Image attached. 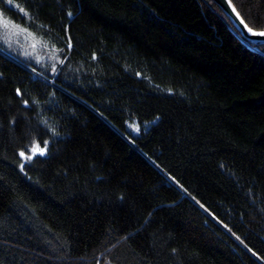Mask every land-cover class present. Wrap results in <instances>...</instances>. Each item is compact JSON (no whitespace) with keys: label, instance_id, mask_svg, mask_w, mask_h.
Segmentation results:
<instances>
[{"label":"trees","instance_id":"obj_1","mask_svg":"<svg viewBox=\"0 0 264 264\" xmlns=\"http://www.w3.org/2000/svg\"><path fill=\"white\" fill-rule=\"evenodd\" d=\"M0 12L52 50L0 37V264H264V43L214 0Z\"/></svg>","mask_w":264,"mask_h":264},{"label":"rangeland","instance_id":"obj_2","mask_svg":"<svg viewBox=\"0 0 264 264\" xmlns=\"http://www.w3.org/2000/svg\"><path fill=\"white\" fill-rule=\"evenodd\" d=\"M0 16L3 18H6L9 20L13 25H15L10 19H8L6 16H4L0 12ZM17 26V25H16ZM0 37L5 39L6 41H9L13 46L18 47H29V51H41L45 55L52 52V50L47 47L44 43H41L40 40L35 36L32 32L25 30L21 27H9L5 28L2 24H0ZM19 48V47H18ZM43 57V55H39V58ZM23 153V151H21Z\"/></svg>","mask_w":264,"mask_h":264},{"label":"water","instance_id":"obj_3","mask_svg":"<svg viewBox=\"0 0 264 264\" xmlns=\"http://www.w3.org/2000/svg\"><path fill=\"white\" fill-rule=\"evenodd\" d=\"M223 10V12L229 17L232 21L238 32L241 36L245 37L247 40L254 44L264 43V36L254 35L253 33L264 32V29L255 28L248 24L244 19L233 0H214ZM235 9V11H234ZM239 13V15H237ZM251 28L252 32H249L248 29Z\"/></svg>","mask_w":264,"mask_h":264},{"label":"snow or ice","instance_id":"obj_4","mask_svg":"<svg viewBox=\"0 0 264 264\" xmlns=\"http://www.w3.org/2000/svg\"><path fill=\"white\" fill-rule=\"evenodd\" d=\"M9 3H11V0H9ZM234 11H235V9H234ZM237 15H239V13H237ZM0 24H2L3 27H5V28H9V27L16 28V27H18L16 25H13L9 20H7L6 18H3L2 16H0ZM248 31L252 32V29L249 28ZM253 34L259 35V36H264V32L253 33ZM36 152H40L41 155L43 154V150L39 149L38 147L33 149V153L35 154ZM21 155H23V153H21ZM28 159H31V157H28Z\"/></svg>","mask_w":264,"mask_h":264},{"label":"bare ground","instance_id":"obj_5","mask_svg":"<svg viewBox=\"0 0 264 264\" xmlns=\"http://www.w3.org/2000/svg\"><path fill=\"white\" fill-rule=\"evenodd\" d=\"M241 35V34H240Z\"/></svg>","mask_w":264,"mask_h":264}]
</instances>
